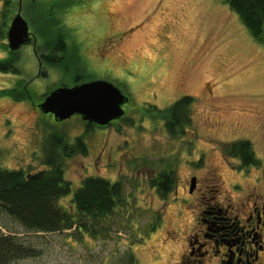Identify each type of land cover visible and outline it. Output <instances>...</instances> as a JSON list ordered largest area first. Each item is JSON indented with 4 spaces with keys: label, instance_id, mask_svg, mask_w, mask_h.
<instances>
[{
    "label": "rangeland",
    "instance_id": "obj_1",
    "mask_svg": "<svg viewBox=\"0 0 264 264\" xmlns=\"http://www.w3.org/2000/svg\"><path fill=\"white\" fill-rule=\"evenodd\" d=\"M18 11L33 40L12 51L6 33ZM47 19L58 22L78 68L64 73L39 62L37 29ZM10 59L0 68V168L44 169L52 133L69 143L80 135L88 152L62 158L65 178L74 189L86 176L119 180L123 191L108 217L81 218L83 232H29L0 209L3 231H17L40 250L9 264H171L178 244L168 231L177 206L169 197L162 210L154 178L171 170L173 180L184 181L200 156L219 160L218 147L240 139L264 160V42L226 0H0V61ZM75 75L119 86L129 97L124 115L89 125L79 114L56 121L35 106L55 87L77 82ZM184 95L193 97L191 121L172 136L159 110ZM222 171L232 178L226 166ZM72 195L59 204L75 211Z\"/></svg>",
    "mask_w": 264,
    "mask_h": 264
},
{
    "label": "trees",
    "instance_id": "obj_2",
    "mask_svg": "<svg viewBox=\"0 0 264 264\" xmlns=\"http://www.w3.org/2000/svg\"><path fill=\"white\" fill-rule=\"evenodd\" d=\"M226 1L250 32L264 42L262 37L264 0ZM42 23L46 28L41 29L39 26L37 29L40 30L42 39V55L36 51L39 62H43L45 67L52 66L64 73L78 68L77 66H80L78 56L69 51L67 41L57 25L58 22L47 19ZM50 25L54 27L51 28ZM13 61V59L0 61V68L8 69ZM75 79L80 81L81 77L75 75ZM192 101V96L184 95L170 107L159 110L164 125L172 136L185 132V125L191 121L189 106ZM50 139L45 151L44 169L26 173L22 168H0V209L29 232H56L66 229L83 232L88 229V224L86 221H80L82 217L90 220V223L98 222L115 211L122 201V183L100 176H86L82 179L81 185L74 189L71 181L65 178L62 158L78 153L86 154L87 144L80 135L70 143L56 132L51 134ZM222 147L226 155L237 156L244 164L258 162L252 143L247 139L226 142ZM173 182V173L169 170L160 172L152 184L157 185L162 197H166ZM72 192L71 202L75 211L59 204L61 197ZM6 226L0 224V264H9L40 254V250L27 243L23 235L17 231H3Z\"/></svg>",
    "mask_w": 264,
    "mask_h": 264
},
{
    "label": "flooded vegetation",
    "instance_id": "obj_3",
    "mask_svg": "<svg viewBox=\"0 0 264 264\" xmlns=\"http://www.w3.org/2000/svg\"><path fill=\"white\" fill-rule=\"evenodd\" d=\"M138 26L129 25L124 36ZM223 151L218 147L219 160L200 156L199 167L184 181L175 179L166 197L151 185L162 198V210L169 197L177 206L168 231V239L178 244L170 252L171 264H264V160L254 150L258 162L244 164ZM223 166L232 178L224 177Z\"/></svg>",
    "mask_w": 264,
    "mask_h": 264
},
{
    "label": "water",
    "instance_id": "obj_4",
    "mask_svg": "<svg viewBox=\"0 0 264 264\" xmlns=\"http://www.w3.org/2000/svg\"><path fill=\"white\" fill-rule=\"evenodd\" d=\"M30 34L29 23L18 11L6 33L9 49L15 51L30 43ZM128 101L129 97L113 82L92 79L55 87L38 107L44 113H51L56 121L79 114L88 123L106 126L124 115L123 105Z\"/></svg>",
    "mask_w": 264,
    "mask_h": 264
}]
</instances>
